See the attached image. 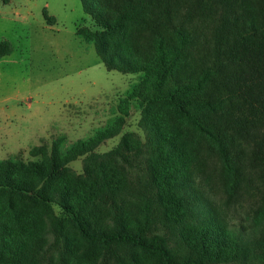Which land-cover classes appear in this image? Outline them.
Listing matches in <instances>:
<instances>
[{
    "label": "trees",
    "instance_id": "obj_1",
    "mask_svg": "<svg viewBox=\"0 0 264 264\" xmlns=\"http://www.w3.org/2000/svg\"><path fill=\"white\" fill-rule=\"evenodd\" d=\"M80 2L136 80L93 136L0 161V264H264V0ZM133 103L144 142L95 154Z\"/></svg>",
    "mask_w": 264,
    "mask_h": 264
},
{
    "label": "rangeland",
    "instance_id": "obj_2",
    "mask_svg": "<svg viewBox=\"0 0 264 264\" xmlns=\"http://www.w3.org/2000/svg\"><path fill=\"white\" fill-rule=\"evenodd\" d=\"M91 26L80 0H0V161L35 159L33 150H61L112 124L118 103L136 80L108 71L93 45L76 36ZM118 135L95 154L113 150L125 133L144 142L133 103ZM85 156L67 166L82 173ZM132 172H135L133 169Z\"/></svg>",
    "mask_w": 264,
    "mask_h": 264
}]
</instances>
